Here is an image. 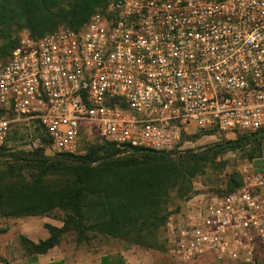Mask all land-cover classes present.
<instances>
[{"label": "built area", "instance_id": "1", "mask_svg": "<svg viewBox=\"0 0 264 264\" xmlns=\"http://www.w3.org/2000/svg\"><path fill=\"white\" fill-rule=\"evenodd\" d=\"M35 123L52 155L77 154L88 131L167 153L196 132H264V0H116L79 31L24 37L0 58V154L12 128ZM260 163L242 161L239 188L171 219L176 264L264 256Z\"/></svg>", "mask_w": 264, "mask_h": 264}, {"label": "trees", "instance_id": "2", "mask_svg": "<svg viewBox=\"0 0 264 264\" xmlns=\"http://www.w3.org/2000/svg\"><path fill=\"white\" fill-rule=\"evenodd\" d=\"M115 1L0 0V58L11 56L24 30L35 40L60 26L79 31L97 12L106 13ZM33 132L35 139H41L42 147L24 156L14 154L18 167L8 164L0 172V218L47 216L56 210L65 213L61 227L45 224L49 232L46 240L34 242L20 237L26 255L33 257L34 262L36 256L47 254L71 233L80 244L102 235L149 246L148 239L156 242V232L166 228L172 193L181 197L190 194L193 179L209 165L225 168L226 162L219 159L221 155L240 151L242 161H255L262 158L264 148V132H259L237 133L233 140L184 159L174 158L172 153L143 149L126 152L108 142L91 145L85 154L51 157V141L45 128L35 123ZM10 134L0 155L6 151ZM121 153L127 156L117 158ZM24 172L30 175L28 181ZM241 185L236 170L227 176L226 188L219 191V196L228 195ZM163 248L168 251L167 246ZM91 264L128 263L121 255H106Z\"/></svg>", "mask_w": 264, "mask_h": 264}, {"label": "rangeland", "instance_id": "3", "mask_svg": "<svg viewBox=\"0 0 264 264\" xmlns=\"http://www.w3.org/2000/svg\"><path fill=\"white\" fill-rule=\"evenodd\" d=\"M29 35L27 30L22 31L19 34L20 41ZM14 132H17L16 136H14ZM10 133L11 139L7 143L6 151L0 155V172L9 166L8 164L18 167L19 162L14 160V154L24 156L35 148L42 147L34 138L33 129L27 131L25 126L20 125L12 128ZM235 137L236 135L223 133L200 134L196 132L186 137L185 141L172 154L177 159L189 158L206 152L225 140H233ZM102 144L105 142L88 131L80 141L77 154H85L86 149L91 145ZM241 154L243 153L236 151L221 155L219 159L226 162L225 168H216L210 165L204 168V172L193 179L192 191L187 196L181 197L177 192L172 193L167 205V212L169 213L167 224L171 219L175 221L181 215H185L203 199L219 196V191L226 188L227 176L236 171L242 162ZM49 156L55 157L51 153ZM126 156V154L121 153L117 154L116 157L124 158ZM257 161L262 162L260 165H264V148L262 158ZM23 175L26 181L30 179L29 173L24 172ZM64 218L65 213L59 210L47 216L0 218V264H51L61 261L65 264H91L99 262L106 255H121L128 264H176L166 248H163L167 246V224L166 228L156 232V237L154 236L156 242H153L152 238L148 239L149 246L152 247L141 245L133 240L116 239L102 235H95L90 238V242L80 244L77 236L71 233L65 235L61 243L47 254L36 256L37 261L34 262L33 257L26 255L20 237L24 236L34 242L46 240L49 237V232L45 229V224L61 227ZM194 264L221 263L206 258ZM257 264H264V256L259 257Z\"/></svg>", "mask_w": 264, "mask_h": 264}]
</instances>
